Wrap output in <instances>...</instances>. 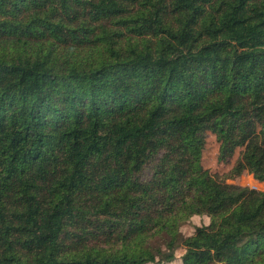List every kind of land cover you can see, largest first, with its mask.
I'll list each match as a JSON object with an SVG mask.
<instances>
[{"label":"trees","instance_id":"16d2710c","mask_svg":"<svg viewBox=\"0 0 264 264\" xmlns=\"http://www.w3.org/2000/svg\"><path fill=\"white\" fill-rule=\"evenodd\" d=\"M263 109L264 0H0V264H264Z\"/></svg>","mask_w":264,"mask_h":264},{"label":"rangeland","instance_id":"374dc122","mask_svg":"<svg viewBox=\"0 0 264 264\" xmlns=\"http://www.w3.org/2000/svg\"><path fill=\"white\" fill-rule=\"evenodd\" d=\"M240 100V99H239ZM243 101L245 99H242ZM264 118V109L259 112V115H248L249 122L248 134L239 137V144L237 145L233 157L227 163H218L216 161L217 144L212 134L207 136V145L204 153V161L206 167L213 173L228 171L235 164V173L231 178H227V182L237 183L241 186L255 187L264 189V179H256L253 173L249 170V166L245 160L247 150L252 146L255 151H262L261 161L264 164V133L261 132V121ZM208 218L205 215H194L186 223H184L180 230L184 235L192 233L197 225L206 224ZM180 251H177L179 255Z\"/></svg>","mask_w":264,"mask_h":264}]
</instances>
